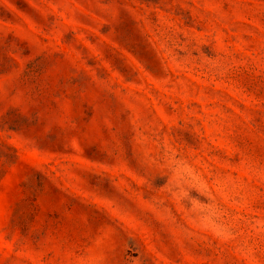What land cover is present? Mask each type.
<instances>
[{
  "label": "rangeland",
  "instance_id": "obj_1",
  "mask_svg": "<svg viewBox=\"0 0 264 264\" xmlns=\"http://www.w3.org/2000/svg\"><path fill=\"white\" fill-rule=\"evenodd\" d=\"M0 264H264V0H0Z\"/></svg>",
  "mask_w": 264,
  "mask_h": 264
}]
</instances>
